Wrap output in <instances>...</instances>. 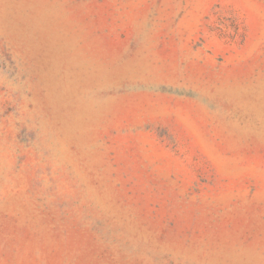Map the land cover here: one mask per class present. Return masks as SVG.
I'll list each match as a JSON object with an SVG mask.
<instances>
[{"label": "rangeland", "instance_id": "374dc122", "mask_svg": "<svg viewBox=\"0 0 264 264\" xmlns=\"http://www.w3.org/2000/svg\"><path fill=\"white\" fill-rule=\"evenodd\" d=\"M0 264H264V0H0Z\"/></svg>", "mask_w": 264, "mask_h": 264}]
</instances>
